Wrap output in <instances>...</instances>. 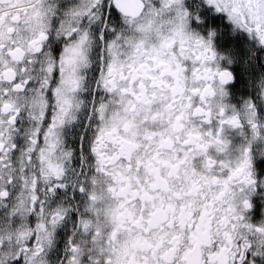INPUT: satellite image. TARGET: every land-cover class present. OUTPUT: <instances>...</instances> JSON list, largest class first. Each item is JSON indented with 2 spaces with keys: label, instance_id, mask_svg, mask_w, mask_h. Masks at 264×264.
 Returning <instances> with one entry per match:
<instances>
[{
  "label": "snow or ice",
  "instance_id": "1",
  "mask_svg": "<svg viewBox=\"0 0 264 264\" xmlns=\"http://www.w3.org/2000/svg\"><path fill=\"white\" fill-rule=\"evenodd\" d=\"M0 264H264V0H0Z\"/></svg>",
  "mask_w": 264,
  "mask_h": 264
}]
</instances>
